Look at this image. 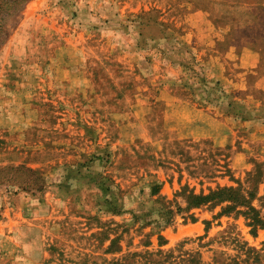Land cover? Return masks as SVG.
Returning <instances> with one entry per match:
<instances>
[{"label":"rangeland","instance_id":"rangeland-1","mask_svg":"<svg viewBox=\"0 0 264 264\" xmlns=\"http://www.w3.org/2000/svg\"><path fill=\"white\" fill-rule=\"evenodd\" d=\"M0 264H264V0H0Z\"/></svg>","mask_w":264,"mask_h":264},{"label":"trees","instance_id":"trees-1","mask_svg":"<svg viewBox=\"0 0 264 264\" xmlns=\"http://www.w3.org/2000/svg\"><path fill=\"white\" fill-rule=\"evenodd\" d=\"M227 191L228 190H223L217 194H213V195L211 194L209 197H204V198L201 196H198V197L190 196V197H188L187 200H188L189 205L191 207L201 205L206 199H209L211 197L214 198V196H215V199H219L220 201H224V200H226L225 195H226ZM249 210L253 211V209L251 207H249Z\"/></svg>","mask_w":264,"mask_h":264}]
</instances>
